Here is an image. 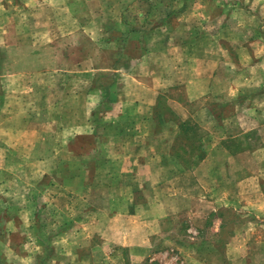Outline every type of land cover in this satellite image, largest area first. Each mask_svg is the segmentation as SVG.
Listing matches in <instances>:
<instances>
[{
  "label": "rangeland",
  "instance_id": "rangeland-1",
  "mask_svg": "<svg viewBox=\"0 0 264 264\" xmlns=\"http://www.w3.org/2000/svg\"><path fill=\"white\" fill-rule=\"evenodd\" d=\"M0 264H264V0H0Z\"/></svg>",
  "mask_w": 264,
  "mask_h": 264
}]
</instances>
